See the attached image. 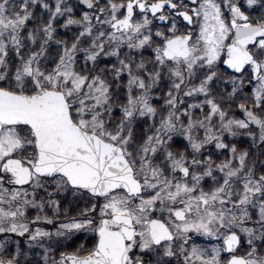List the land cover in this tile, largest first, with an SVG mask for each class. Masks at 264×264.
Wrapping results in <instances>:
<instances>
[{
	"label": "snow or ice",
	"instance_id": "1",
	"mask_svg": "<svg viewBox=\"0 0 264 264\" xmlns=\"http://www.w3.org/2000/svg\"><path fill=\"white\" fill-rule=\"evenodd\" d=\"M0 264H264V0H0Z\"/></svg>",
	"mask_w": 264,
	"mask_h": 264
},
{
	"label": "trees",
	"instance_id": "2",
	"mask_svg": "<svg viewBox=\"0 0 264 264\" xmlns=\"http://www.w3.org/2000/svg\"><path fill=\"white\" fill-rule=\"evenodd\" d=\"M68 36L70 37L71 36V33H68ZM245 140H246V138L244 139V141ZM238 144L241 145L242 147H247V144L246 143H238ZM254 151H255V149H254Z\"/></svg>",
	"mask_w": 264,
	"mask_h": 264
},
{
	"label": "flooded vegetation",
	"instance_id": "3",
	"mask_svg": "<svg viewBox=\"0 0 264 264\" xmlns=\"http://www.w3.org/2000/svg\"><path fill=\"white\" fill-rule=\"evenodd\" d=\"M73 2H75V0H73ZM210 243H215V242H210Z\"/></svg>",
	"mask_w": 264,
	"mask_h": 264
}]
</instances>
